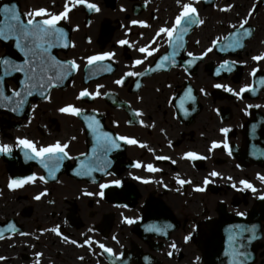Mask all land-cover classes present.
<instances>
[{"label":"flooded vegetation","instance_id":"obj_1","mask_svg":"<svg viewBox=\"0 0 264 264\" xmlns=\"http://www.w3.org/2000/svg\"><path fill=\"white\" fill-rule=\"evenodd\" d=\"M239 2L247 9L252 7V0ZM170 6L175 11L180 9L173 0H170ZM259 9L264 10V5ZM5 52L0 44V56ZM6 114H0V145H9L11 151L16 147V137L30 139L39 148L53 144L57 132L62 129L61 121L58 119L59 124L56 123L52 110L26 122L11 121ZM156 146L164 148L165 143L160 142ZM138 160L143 164L141 170H129L119 178L91 184L68 176L49 181L45 177V168L38 163L36 166L24 165L19 157L16 162L21 165L12 166V162L3 158L1 153L0 231L4 238L0 239V257L5 259L0 260V264H144L147 260H152L150 264H201L198 239L206 235V228L201 223L198 206L203 204L207 211L213 210L211 216L215 218L216 205L212 196L209 193L202 194L201 198L198 194H191L189 198L168 196L165 190L169 181L167 163L153 161L145 155L138 156ZM148 164L159 168L154 176L147 170ZM169 165L178 172L176 166ZM23 173H32L36 179L20 187L9 188L11 180H21L15 178V174ZM186 175L192 179L201 178L199 172L192 169ZM41 176L44 180L39 179ZM113 180H120L121 188L116 189L113 195L103 189L104 195H99V185H110ZM133 191L137 192L136 199L132 198ZM38 195L40 198L36 199ZM117 202L131 206H115ZM162 205L169 207L180 226L168 240L153 237L149 243L144 242L138 233L144 227L148 230L166 228L170 222ZM109 215L113 221L110 229L105 231ZM128 219L133 223H127ZM141 219V223H135ZM9 225L13 227L9 228ZM53 228H57L60 234L53 232ZM72 240L77 243L72 244ZM85 240H91L92 246L85 244ZM100 243L112 248L114 255L104 253L98 246Z\"/></svg>","mask_w":264,"mask_h":264},{"label":"snow or ice","instance_id":"obj_2","mask_svg":"<svg viewBox=\"0 0 264 264\" xmlns=\"http://www.w3.org/2000/svg\"><path fill=\"white\" fill-rule=\"evenodd\" d=\"M176 2L179 4L180 0H176ZM76 4H86L87 8L89 10H96L99 11L97 6L93 3H86V0H75ZM228 7H231L229 5ZM69 5L66 3L63 7V11H61L59 14H50L45 8H39L36 9L33 12L26 13L25 15L27 17H47L43 19H33L28 18L26 20L21 19V14L16 10L15 5H9L7 3L0 6V40L2 41H8L10 38H14L15 40V46L16 48L24 54V63L23 65H15L13 64L9 59L3 58L0 59V63L5 65V74H11L12 71L16 72H23L25 73L26 80L28 83L25 84L24 87V93L27 96L33 95V90H36L41 96H44L45 99H48L47 96H45V90L48 88L53 87V81L54 80H60L64 79L66 74L68 73L69 69H76L78 65L75 63V61L71 62L69 65V68H63V63L61 61H57L55 57L51 56L50 49L55 47L57 43L61 42L64 38V32L63 29L57 27V22L61 19H64L67 17V14L69 12ZM225 11L227 10L224 9ZM197 12V9L193 7L189 3H185L182 5V10L179 12L178 15L175 16L174 22L169 27H160L158 31L155 33V36L159 37L161 34L166 35L167 37V43L170 48H172V52L168 55L162 56L160 59L161 61H169L171 60L173 63H175V56L178 54V49L181 48L183 45L180 43L183 38V34L188 30V26H190L193 23H197L198 18L194 19V16ZM202 23V21H200ZM133 24L141 23L143 24V21H132ZM243 22L240 24V28L244 29ZM236 26L233 25V28ZM249 31L245 30L244 35H249ZM236 33H233V36H236ZM226 43L222 46L221 50H224V48H235L237 46H242L239 44V40H232L230 37H225ZM153 42H155V37L153 38ZM121 45L127 44L128 41L121 40L119 41ZM213 44L216 43V41L212 42ZM64 46H67L66 44ZM140 53H146L147 56H152L153 52L156 51V49H153L152 51H149L147 47H140L138 49ZM207 51H211V48H209ZM206 54V53H204ZM113 53L110 52H104L102 54H96L91 55L87 57V64L93 65L94 63L97 65L98 71H111L110 67H104L102 64L97 62H102L105 60V58L113 56ZM188 56H193V53L189 52ZM253 61H261L264 60V53L260 55L252 56ZM135 65H140L143 63L142 60L137 59L134 61ZM189 64L192 63V61H188ZM230 61L224 60L223 64L220 66V68L217 69V74L221 71V69L231 70L230 67ZM163 67L162 63H157L156 68L159 69ZM259 69L253 68L252 72L250 73L251 76H256ZM49 73H52L50 75ZM142 75V73L139 72H128L126 73V76L128 77H135ZM124 80L123 78L118 79L115 81L117 85L123 84ZM260 83L264 84V77L260 79ZM101 86H98V88ZM216 88L225 87L226 91L233 93L237 97H240L242 93L247 91H254L252 85H245L244 87H241L238 92H234L232 88L216 84L214 85ZM203 91V90H201ZM189 92H191V89H189ZM14 95L20 96L21 93L15 92ZM92 95H100L99 91L93 93H89L87 90H82L79 95L78 99L81 97H91ZM0 98H3L4 100L10 99V97L3 96V92L0 91ZM192 97L189 96V99ZM23 103V101H21ZM183 106V105H182ZM251 107V105H249ZM62 113H71L74 115H80L82 110L78 107H74L72 105H68L66 107H62L59 109ZM136 115H139V113H136ZM85 120L88 121L89 128H93V124H96L98 126V121H95L93 117H85ZM94 131H98V127L94 129ZM224 133L228 132L227 128H224L221 130ZM117 140H122L128 144H137V140L135 139H129L126 136H117L115 138L112 137L111 133L108 132H99V134L96 136V143L93 145L92 148V158L87 163H82L83 168V174L84 175H90L93 171H105V165H106V156L109 151H111L113 148H118L119 144L116 142ZM18 144L23 146L26 149L30 150L29 154L28 152L25 153V155L29 159L33 158H40V162L43 165V167L51 174L54 172L60 165V162L68 156V153L65 151V149L68 147L67 144L62 145L60 142H56L54 144L48 145L46 147H39L33 143V141L28 139H19ZM219 145L216 142H213L212 148H216ZM225 148H228L227 144L223 145ZM11 151V147L7 144L0 145V153L7 154ZM186 156L189 159L195 160V159H201L202 157L198 156L195 152H188L186 153ZM157 159H169L168 157H156ZM174 163V161H173ZM137 168H140L141 165L139 163H136L134 165ZM147 170L150 172L157 171L156 168L153 167L152 164H148ZM211 176L216 177L219 174L215 171L210 173ZM261 181H264V176L258 177ZM36 179V177L28 176L22 180H16L13 179L9 182L8 187L9 188H17L20 187L23 184L32 182ZM40 180H44V177H39ZM139 179V177H137ZM228 179H231L229 177ZM180 184H184L186 182L190 183V181L185 180H179ZM115 185H120V180H113L111 182ZM210 181L205 178L203 180V184L207 185ZM240 184L244 185L245 188L252 189L255 191V188L251 183H249L247 180H241L239 181ZM101 191L99 195L103 196V189L109 187V184H100L99 185ZM235 187V185H233ZM197 191H203V188H197ZM44 193H41L40 195H43ZM40 195L36 197V199L40 198ZM88 195H91V193H88ZM242 215V214H240ZM127 223L131 224L133 221L131 219L127 220ZM12 225H9V228H12ZM237 229L239 230L241 236L244 232L248 231L246 228H243L242 226H237ZM153 231H158L159 229H152ZM53 232H55L57 235H59V231L57 228L52 229ZM4 235L3 232L0 231V239H3ZM68 238L65 237V240ZM115 240L116 238L113 237ZM187 239V238H186ZM230 239H232L230 237ZM72 244H76L77 242L75 240L71 241ZM85 244H87L89 247L92 246L91 240H85ZM99 248L103 250L104 253H108L109 255H114L113 249L110 247H106L103 243H100ZM175 247V245H173ZM239 247H242V245H239ZM39 255V254H38ZM171 255V253H169ZM240 257V264H243L244 258H246L247 253L240 251L238 253ZM118 258V257H117ZM5 259L4 257H0V260Z\"/></svg>","mask_w":264,"mask_h":264},{"label":"bare ground","instance_id":"obj_3","mask_svg":"<svg viewBox=\"0 0 264 264\" xmlns=\"http://www.w3.org/2000/svg\"><path fill=\"white\" fill-rule=\"evenodd\" d=\"M159 97L149 93L144 97L143 100V105H145L147 107L146 113L147 115H149L152 111V107H158L160 106V108L162 109V102H159ZM168 124V122H167ZM169 125V124H168Z\"/></svg>","mask_w":264,"mask_h":264},{"label":"rangeland","instance_id":"obj_4","mask_svg":"<svg viewBox=\"0 0 264 264\" xmlns=\"http://www.w3.org/2000/svg\"><path fill=\"white\" fill-rule=\"evenodd\" d=\"M53 99H54V101H57V102H59L60 104H64V103H66L65 100H63V99H59V95H58V94H55V95L53 96ZM68 101H71V99H69ZM71 134H72V133L69 132V133H68V136H70Z\"/></svg>","mask_w":264,"mask_h":264},{"label":"water","instance_id":"obj_5","mask_svg":"<svg viewBox=\"0 0 264 264\" xmlns=\"http://www.w3.org/2000/svg\"><path fill=\"white\" fill-rule=\"evenodd\" d=\"M23 80H24V82H26V78H24ZM221 264H223V263H221Z\"/></svg>","mask_w":264,"mask_h":264}]
</instances>
